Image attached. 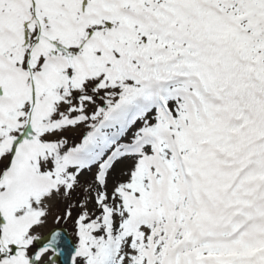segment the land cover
<instances>
[{
	"label": "snow or ice",
	"instance_id": "6c2138e0",
	"mask_svg": "<svg viewBox=\"0 0 264 264\" xmlns=\"http://www.w3.org/2000/svg\"><path fill=\"white\" fill-rule=\"evenodd\" d=\"M0 264H264V0H0Z\"/></svg>",
	"mask_w": 264,
	"mask_h": 264
}]
</instances>
